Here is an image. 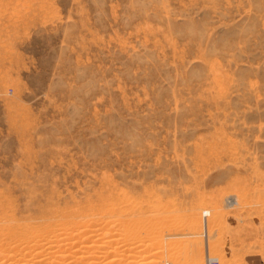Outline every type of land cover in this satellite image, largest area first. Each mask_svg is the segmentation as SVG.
Listing matches in <instances>:
<instances>
[{
	"label": "rangeland",
	"instance_id": "rangeland-1",
	"mask_svg": "<svg viewBox=\"0 0 264 264\" xmlns=\"http://www.w3.org/2000/svg\"><path fill=\"white\" fill-rule=\"evenodd\" d=\"M0 198L125 219L122 264H205L206 209L218 264L263 255L264 0H0Z\"/></svg>",
	"mask_w": 264,
	"mask_h": 264
},
{
	"label": "bare ground",
	"instance_id": "bare-ground-1",
	"mask_svg": "<svg viewBox=\"0 0 264 264\" xmlns=\"http://www.w3.org/2000/svg\"><path fill=\"white\" fill-rule=\"evenodd\" d=\"M233 199L234 198L230 199V203L235 201V199ZM209 212L210 211L207 209L203 210L204 235L206 237L205 264H210V260L215 258L208 253L207 227L210 220L208 221L206 217ZM61 216L62 218L60 217L61 220L59 221L51 222L44 220V222L38 226L22 223L16 225L10 224L7 227L4 226L6 228H2L1 225L0 264H122L124 258L127 259L124 256L127 254L123 253V247H125L124 251L126 252L129 250L128 247H130L132 251L134 248L137 249L138 252L136 253L134 250L132 255L135 253L138 254L140 251L143 252V250L145 251V245H142L145 246L142 248L139 246L138 241L135 243L133 242V237L132 239L131 237L127 238V234L128 236H132L133 233L130 234L129 228L128 231L126 230L127 222H125V219H123L122 222L103 219L105 217L80 220L81 218H76L74 213L61 214ZM128 226L129 225H127V227ZM133 231L134 229L132 232ZM140 244L142 243L140 242ZM159 250H156V255L162 254L161 251H164V249ZM118 251L122 252V255L119 254L120 252ZM151 252L150 254H153L154 258H152L151 255L150 258L148 255L146 257L148 260L144 257L145 260L150 264H159L160 259L155 257L153 251ZM121 256H124V258ZM161 258L163 259V257ZM131 260L132 261L129 262H133V264L136 262L134 258ZM144 263L146 262L139 261L137 264ZM162 264H164V262Z\"/></svg>",
	"mask_w": 264,
	"mask_h": 264
},
{
	"label": "crops",
	"instance_id": "crops-1",
	"mask_svg": "<svg viewBox=\"0 0 264 264\" xmlns=\"http://www.w3.org/2000/svg\"><path fill=\"white\" fill-rule=\"evenodd\" d=\"M249 264H264V254L258 255L257 253L249 256Z\"/></svg>",
	"mask_w": 264,
	"mask_h": 264
},
{
	"label": "built area",
	"instance_id": "built-area-1",
	"mask_svg": "<svg viewBox=\"0 0 264 264\" xmlns=\"http://www.w3.org/2000/svg\"><path fill=\"white\" fill-rule=\"evenodd\" d=\"M210 264H218V260L216 258H212L210 260Z\"/></svg>",
	"mask_w": 264,
	"mask_h": 264
}]
</instances>
